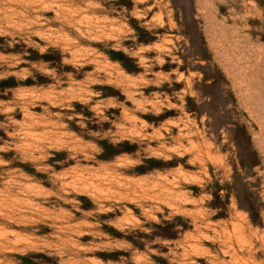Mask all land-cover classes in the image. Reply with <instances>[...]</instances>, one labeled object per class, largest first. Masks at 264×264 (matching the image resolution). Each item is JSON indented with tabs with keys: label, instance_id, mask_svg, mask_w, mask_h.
<instances>
[{
	"label": "rangeland",
	"instance_id": "1",
	"mask_svg": "<svg viewBox=\"0 0 264 264\" xmlns=\"http://www.w3.org/2000/svg\"><path fill=\"white\" fill-rule=\"evenodd\" d=\"M263 2L0 0V264H264Z\"/></svg>",
	"mask_w": 264,
	"mask_h": 264
},
{
	"label": "trees",
	"instance_id": "2",
	"mask_svg": "<svg viewBox=\"0 0 264 264\" xmlns=\"http://www.w3.org/2000/svg\"><path fill=\"white\" fill-rule=\"evenodd\" d=\"M263 3H264V2H263ZM110 54H111V56H112L113 58L122 61L123 64L126 65V60H127L128 57H126V55H125L123 52L112 51Z\"/></svg>",
	"mask_w": 264,
	"mask_h": 264
}]
</instances>
